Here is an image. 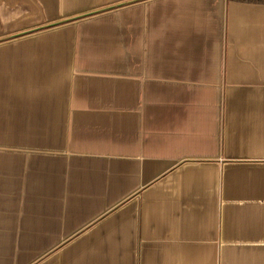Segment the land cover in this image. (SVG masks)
Returning <instances> with one entry per match:
<instances>
[{
  "label": "crops",
  "instance_id": "obj_1",
  "mask_svg": "<svg viewBox=\"0 0 264 264\" xmlns=\"http://www.w3.org/2000/svg\"><path fill=\"white\" fill-rule=\"evenodd\" d=\"M0 264H264V4L0 0Z\"/></svg>",
  "mask_w": 264,
  "mask_h": 264
},
{
  "label": "trees",
  "instance_id": "obj_2",
  "mask_svg": "<svg viewBox=\"0 0 264 264\" xmlns=\"http://www.w3.org/2000/svg\"><path fill=\"white\" fill-rule=\"evenodd\" d=\"M228 1H235V2L249 3V4H264V0H228Z\"/></svg>",
  "mask_w": 264,
  "mask_h": 264
}]
</instances>
